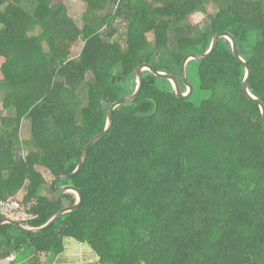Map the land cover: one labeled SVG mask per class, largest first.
Instances as JSON below:
<instances>
[{
    "label": "trees",
    "instance_id": "1",
    "mask_svg": "<svg viewBox=\"0 0 264 264\" xmlns=\"http://www.w3.org/2000/svg\"><path fill=\"white\" fill-rule=\"evenodd\" d=\"M78 1L80 21L65 0H0V199L24 204L34 227L77 203L50 185L76 170L112 105L135 92L139 66L173 74L186 93L184 59L228 32L264 103V0ZM208 13L206 30L191 23ZM187 73L194 94L179 100L143 72L135 103L58 184L79 188L81 207L42 232L1 225L0 264H69L80 260L73 245L94 264H264V122L244 92L246 69L222 39Z\"/></svg>",
    "mask_w": 264,
    "mask_h": 264
},
{
    "label": "water",
    "instance_id": "2",
    "mask_svg": "<svg viewBox=\"0 0 264 264\" xmlns=\"http://www.w3.org/2000/svg\"><path fill=\"white\" fill-rule=\"evenodd\" d=\"M222 39H226L230 42L231 47H232V52H233L235 59L246 69V77H245V80L243 83L244 92H245L246 96L252 102L259 105V107L261 109V113H262L263 122H264V103L260 99L254 97L250 93V90H249V85H250V81L252 78V70H251L248 62L241 57L236 39L234 38V36L231 33H228V32L222 33V34L218 33L214 36L210 50L207 53H205L203 55H199V54L189 55L184 59L182 66H181V77H182V81H183L184 85L187 88L186 93L181 92L182 89H181V85H180L178 79L171 73L158 72L152 66H150L148 64H143L136 69L135 80H136L137 86L135 88V92L132 95H129V96L124 97L123 99H120L118 102H116L114 105H112L111 109L108 111V114H107V125H106L104 132L102 134L98 135L97 137H95L89 143V145L87 146V148L85 149V151L82 155L80 164L78 165L76 170L69 175H64V176H60V177L56 178L50 185L51 189L55 192H60V193L72 192V193H75L77 196V199H78L76 204H74L73 206L63 208L62 210L57 212L45 225H43L41 227H34V226H31L27 221L14 219V218L11 219V218H7V217H4L0 220V226L3 224H13L15 226L17 225V226L27 230V232H31V233L42 232V231H45L48 228H50L62 215L78 210L84 201V195H83L82 191L75 186H71V185L58 186V184L61 181L69 180V179L77 176L83 170V168L87 162V158H88L90 149L93 146H95L98 142H100L103 138H105L110 133V131L112 130L113 125H114V113H115V111L122 106L131 105V104L135 103V101L137 100V98H138V96L141 93V90L143 88V72H148L151 76H153L155 78L163 79V80H166L167 82H169L171 84V87H172V90H173V93H174L176 99H179V100L190 99L194 94V88L188 81V73H187L188 72V65L193 61H204V60L209 59L214 54V52L216 51L217 46ZM117 83L126 84L127 79L118 78V77L113 78L112 84L115 86Z\"/></svg>",
    "mask_w": 264,
    "mask_h": 264
},
{
    "label": "rangeland",
    "instance_id": "3",
    "mask_svg": "<svg viewBox=\"0 0 264 264\" xmlns=\"http://www.w3.org/2000/svg\"><path fill=\"white\" fill-rule=\"evenodd\" d=\"M65 1H66V4L68 5L73 17L77 21H80L81 16H82V14L85 13L87 7L82 2H80L78 0H65ZM212 12H214V10L210 9L209 13H212ZM209 13L208 14H197V15H194L192 17V19H191V23L194 26L199 27L202 31L206 30L207 16L209 15ZM113 39L117 40L118 36H114ZM82 47H83V42H80V44L77 45L76 48L74 49V54H75L74 56L79 55V53L81 52ZM158 63H160V61H158ZM131 84H132L131 85L132 87L136 88L137 83H136L135 79L132 80ZM1 112H3V114H1ZM6 114H7V111L4 110L3 101H2V93L0 91V127L2 126L1 118H2L3 115H6ZM29 131H30L29 124H28L27 121H25L23 123V129H22V132H21V138L28 139L30 137V132ZM26 153L27 152H25V154ZM48 175H49V173H48ZM50 178H52V177H50ZM25 192H26V188H24L22 190V192L20 193V197ZM42 194H48L47 189H44L42 191ZM70 248L72 249L71 255H75V256L78 255L80 257V260L77 259V258H71V259L70 258H65L67 260V261H65V263L67 262L69 264H94L93 263L94 256L92 254H90V251H88L84 246L78 245V247H77L76 245H73ZM81 256H84V258L81 257ZM30 260L25 262V264H30Z\"/></svg>",
    "mask_w": 264,
    "mask_h": 264
},
{
    "label": "built area",
    "instance_id": "4",
    "mask_svg": "<svg viewBox=\"0 0 264 264\" xmlns=\"http://www.w3.org/2000/svg\"><path fill=\"white\" fill-rule=\"evenodd\" d=\"M0 212L4 217L11 219L27 221L35 218L33 214L26 210L24 204L15 199H8L6 201L0 199Z\"/></svg>",
    "mask_w": 264,
    "mask_h": 264
}]
</instances>
